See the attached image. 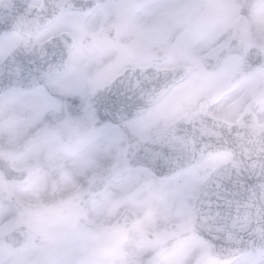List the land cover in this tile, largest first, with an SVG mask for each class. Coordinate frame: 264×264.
Here are the masks:
<instances>
[{
    "label": "snow or ice",
    "instance_id": "6c2138e0",
    "mask_svg": "<svg viewBox=\"0 0 264 264\" xmlns=\"http://www.w3.org/2000/svg\"><path fill=\"white\" fill-rule=\"evenodd\" d=\"M212 8L209 0H16L0 15V100L26 107L37 125L51 117L83 126L91 150L116 159L114 176L174 218L177 245L153 248L140 264H264V220L252 225L240 193L225 188L239 181L218 130L253 105L264 111V63L236 59L229 23ZM124 10L144 19L132 45L115 23ZM192 90L189 107H173Z\"/></svg>",
    "mask_w": 264,
    "mask_h": 264
},
{
    "label": "rangeland",
    "instance_id": "374dc122",
    "mask_svg": "<svg viewBox=\"0 0 264 264\" xmlns=\"http://www.w3.org/2000/svg\"><path fill=\"white\" fill-rule=\"evenodd\" d=\"M209 2L213 5L212 13L214 17L228 21L229 30L234 36V40H241L245 43L246 47L255 46L264 50V0H209ZM244 8L246 10L251 9L249 12L250 16H242L240 14ZM178 35H180V32L175 31L171 34V37L175 40ZM195 94L196 93H194V95ZM254 107L258 108L256 109L257 114L263 117L261 121L264 122V111L261 110L259 105H254ZM8 109L9 106L5 107L3 110L7 111ZM20 122L24 123L25 120H21ZM27 124L26 128H18L17 130L8 128L14 132L0 138V141L4 140V147L19 148V145L16 146L17 142H15V146L13 145L14 142L12 143V140H19L32 130L31 127H33V122ZM80 129L83 130L85 128L81 126ZM62 131V128L53 131L51 134L53 140H58V134ZM1 132L3 131H0V133ZM31 137L32 135L30 138ZM34 139H37L36 142L31 147L27 148L26 152H31L30 159L34 161L40 169V155L38 156L36 152L39 151L40 153L42 151L43 137L37 132L32 140ZM26 161H28L26 154L21 153L19 157L17 155L14 164L20 167L22 163ZM113 164L115 168L117 166L115 158ZM125 180H128L129 184L127 188H130V190L122 192V189H127L124 185ZM40 181L41 177L32 175L28 181L15 184V188L16 190L18 189V193L23 197V200L27 198L30 209L25 213L13 215L12 217L16 218L17 222L16 224L12 223L11 228L20 226L26 229L27 236L22 246L13 250L4 243L2 237V234L10 225L7 224L0 227V260H13L14 264H46L48 262L59 264V262L67 260V264H70L72 261H70L68 256L71 254H68L67 250L75 249L78 251L75 255L82 254L83 244L80 247L77 245L83 240V237L93 239L94 245L97 244L95 251L89 256L79 261L76 259L77 264H140L141 259L153 248L164 245L169 247L177 245V240L170 238L172 225L175 223L174 218L172 216H166L167 212L161 208L153 215H148L145 209L133 204L139 186L129 178H116L113 180L111 187L113 191L110 189L107 193V196L113 195V198H111L113 200V202H111V211L108 213L102 212V210L99 209V203H97L96 218L98 220L96 219V224L92 223V226L86 229L84 228V222L87 220L89 221V219H81L79 229L75 228L72 235H68L66 230L60 228L59 231L58 229L54 230L53 227L56 225L54 221L50 225H46V223L44 225L43 221L45 220L47 222L52 214V210L48 212V209H41L42 206L40 203L36 202L37 200H28L37 198L35 192L39 190L37 188H41L42 186ZM3 188L4 186L1 185L0 194ZM11 193L12 192H8L5 197H0L1 219L5 215L4 208L9 206V201L11 200L9 196ZM126 194L131 196L132 199L125 200L124 195ZM16 200L24 206L25 202L20 201L19 198H16ZM4 202H6V205ZM53 205H55L54 202L52 203V206ZM127 206L138 216V224L132 229L124 230L117 225L116 220L124 209H128ZM87 208L91 211V203L88 204ZM163 215V222H161L160 225L165 224V229L159 230L157 224L154 225V220H158V218ZM57 216L63 218L64 215L58 213ZM66 216L70 217V213ZM98 229L100 230L98 231ZM147 233L153 235L152 240L147 238ZM41 234H43L44 237L41 236ZM49 242L56 243L57 247L54 248L47 245ZM13 252H17L19 255L13 256ZM63 252L66 253L63 254ZM60 253L61 256H59Z\"/></svg>",
    "mask_w": 264,
    "mask_h": 264
},
{
    "label": "flooded vegetation",
    "instance_id": "af4514ba",
    "mask_svg": "<svg viewBox=\"0 0 264 264\" xmlns=\"http://www.w3.org/2000/svg\"><path fill=\"white\" fill-rule=\"evenodd\" d=\"M136 0H117V3L133 4ZM116 25L120 28V39L125 45H132L138 39V33L144 24V19L141 15L133 14L128 10H124L120 17L115 21ZM241 61L240 58H236ZM195 90L186 93L184 96L179 97L176 101V107L187 108L191 105L195 98ZM10 103L4 101L0 104V127H7L17 130L18 128H25L27 123L34 122L32 113L24 106L12 107L11 113L17 111L19 114H15L18 118L11 119L4 118V108ZM252 110H247L253 112ZM241 117L239 112L235 117L231 118L230 122H235ZM48 118H45L44 122H48ZM25 120V122H20ZM64 129L67 130L69 136L67 140H44L43 153L40 157L41 173L45 178V189L42 192V202L44 205L55 203L50 209L51 215L48 218L46 225H50L53 221L61 222L63 226L69 229V234L79 229V207L83 209L87 207V203L81 202L80 195L88 188V186L96 180L98 177H104L107 175V168L112 166V157L103 151L93 152L87 143V139L81 135V125H78L72 121L62 123ZM25 140H12V143L17 142V145H21ZM15 150V151H14ZM26 154L28 160H31L29 152L18 147H12L10 154V164L15 169H24L23 167L27 161L22 163L20 168L12 164L19 154ZM36 172V171H35ZM110 179L108 180L107 187L103 190L108 192L107 188L111 184L112 173H110ZM141 187V186H140ZM113 191V188H110ZM113 195L106 196L105 201H100L104 207L110 205ZM90 202V201H89ZM88 202V203H89ZM91 203V217L90 219H96L97 201ZM63 214V218L58 217L57 214ZM70 213V217L65 215ZM65 220H68L65 222Z\"/></svg>",
    "mask_w": 264,
    "mask_h": 264
},
{
    "label": "water",
    "instance_id": "95a60500",
    "mask_svg": "<svg viewBox=\"0 0 264 264\" xmlns=\"http://www.w3.org/2000/svg\"><path fill=\"white\" fill-rule=\"evenodd\" d=\"M249 124H239L236 126H224L223 129H219L220 135L226 141V147L233 151H236L232 161L228 162V168L232 172L233 181H239L235 185L232 181H228L225 184V188L228 192L240 193L235 199L241 201L240 211L241 213H247L251 222V212L254 214L264 213V195H262L259 185L264 183V134L263 140H258L259 134H255V130L248 126ZM235 148V149H234ZM247 172V174L239 175V172ZM235 173V174H234ZM11 179H21L19 175L8 173ZM244 185L241 189L240 184ZM93 191V190H92ZM91 193H94L92 192ZM253 193L255 195L253 196ZM226 193L222 192V195ZM251 207L245 208L250 202ZM229 199L233 197L228 196ZM235 212V209L233 210ZM256 225L255 223H251ZM244 238H248V234H244ZM222 242H218V245ZM222 255H227L226 252H222Z\"/></svg>",
    "mask_w": 264,
    "mask_h": 264
}]
</instances>
